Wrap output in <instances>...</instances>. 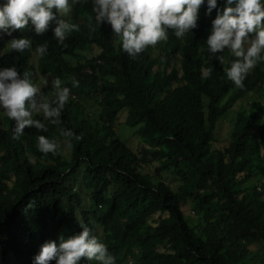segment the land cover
Instances as JSON below:
<instances>
[{
    "label": "trees",
    "instance_id": "1",
    "mask_svg": "<svg viewBox=\"0 0 264 264\" xmlns=\"http://www.w3.org/2000/svg\"><path fill=\"white\" fill-rule=\"evenodd\" d=\"M91 7L90 0L71 6L67 21L79 30L67 35L63 47L52 34L55 21L39 35L31 23L0 34V67L15 65L18 74L30 73L31 81L37 73L48 74L69 88L59 122L44 121L46 132L26 126L13 139V121L0 110V205L1 217L7 218L1 230L23 246L27 264L46 241L58 243L60 236L79 233L81 225L102 240L115 264H127L129 257L130 264H248L247 258L264 264V198L259 195L264 189V62L238 88L225 75L235 59L229 51L220 53L221 61L206 59L204 40L217 9L205 14V4L191 33L178 39L168 30L166 40L135 57L121 50L109 23L96 25ZM223 7L224 0H217V8ZM20 37L30 39L29 49L4 50ZM44 42L47 53L38 56L36 46ZM93 49L90 58L82 55ZM208 68L211 74L203 78ZM72 79L78 87H72ZM53 93L41 90L48 100ZM248 95L251 102L238 129L217 146L218 121ZM123 109L124 124L151 148L135 151L123 141L117 129ZM62 129L73 135H60ZM40 135L54 139L58 149L38 151ZM64 148L69 159L61 153ZM153 161L158 162L155 175L143 168ZM162 170L174 174L176 190L163 180ZM69 178L73 187L66 185ZM185 201L193 204L191 223L183 213ZM78 264L97 262L81 257Z\"/></svg>",
    "mask_w": 264,
    "mask_h": 264
},
{
    "label": "clouds",
    "instance_id": "2",
    "mask_svg": "<svg viewBox=\"0 0 264 264\" xmlns=\"http://www.w3.org/2000/svg\"><path fill=\"white\" fill-rule=\"evenodd\" d=\"M83 2L84 0H0V34L10 35L13 30L22 29L31 23L34 32L39 35L48 29L50 21H55L52 34L55 42L63 47L67 35L78 31L79 27L58 18L56 14L64 16L72 5ZM90 2L96 25L109 23L112 33L119 38L121 50L130 57H135L147 46L166 40L168 30L178 39L191 33L197 26L198 8L205 4V14L217 9L204 40L205 50L209 54L207 59L210 60L216 53L227 49L235 57L225 70L228 80L242 88L249 71L258 62H264V0H224L222 10L217 8V0ZM8 44L15 52H23L29 49L31 41L26 37L12 38ZM35 51L38 56H44L47 53V42L36 46ZM216 58L221 61V56ZM211 71V68L203 70L202 77L207 78ZM30 75L28 72L18 74L15 65L0 67V110L13 121V139H19L26 126L46 132L44 121L58 123L60 112L69 100V88L62 87L59 79L52 80L51 86L55 92L53 98L48 100L40 91V87L47 85L48 81H41V86H38L31 81ZM71 85L78 87V81L72 79ZM71 96L74 98L73 93ZM37 114L41 119L33 118ZM60 135L71 137L73 133L62 129ZM36 146L44 154L55 152L59 147L54 139L50 140L44 135L37 137ZM83 199L87 201V196ZM1 210L0 205V224L7 221V218L1 217ZM58 240V243L49 240L42 244L33 257V264H49L51 260L55 264H78L81 257L97 264H115V258L108 252L106 245L86 226L81 225L79 233L67 238L60 236ZM126 261L130 264L131 257ZM0 264H27L23 258V246H19L15 238L1 228Z\"/></svg>",
    "mask_w": 264,
    "mask_h": 264
},
{
    "label": "rangeland",
    "instance_id": "3",
    "mask_svg": "<svg viewBox=\"0 0 264 264\" xmlns=\"http://www.w3.org/2000/svg\"><path fill=\"white\" fill-rule=\"evenodd\" d=\"M71 10L72 9H70V11L67 14H65L64 16L59 14L60 18L65 19L67 21L70 17ZM262 23H264V19H262ZM205 47L206 46L203 47V51H204V55L207 59L209 54L205 50ZM8 48H9V44L7 43L4 50H8ZM224 51H228V50L225 49ZM224 51H222V52H224ZM96 52H97V49H93L91 51L82 52V55L85 56V58H90L92 56V53L95 54ZM222 52L216 53L215 55L212 56V58L210 60H214L215 57L221 56L220 53H222ZM32 62L34 64H36V62H37V55L35 53L32 54ZM44 80H47L48 84L45 86H41V81H44ZM32 82L38 86H41L40 91L45 90L46 93H48V94H52L55 90L51 86L52 78L48 74L37 73L36 79L33 80ZM261 85H262V83L259 85L260 88H261ZM253 91L254 90L247 92L244 95L251 94ZM251 98H252V95H248L247 97L240 98V99L236 100L235 102H233L230 105L228 111L218 121L217 133H218L219 141L216 144L217 146L219 145L222 147L223 145H225L228 141V136H229L230 130H237L238 129L240 123L243 120V116L241 113L243 110H246L249 108V103L251 102ZM261 100H262V97H261ZM261 106H262L263 112H264V103L262 104V101H261ZM253 108H257V105H254ZM89 110H90V112L92 111V113L94 115H97V112H98L97 107L92 106V109H89ZM125 115H126V109H123L118 114V127H117V129H118V132H119L121 138L123 139V141L135 151H139L142 148H146V149L151 148V146L148 143L140 142L139 136L135 134V128L134 127H128L124 124ZM61 153L65 158H67V159L70 158V153H69L68 149H66V148L62 149ZM157 166H158V162L153 161V162H149L148 164L143 165V168L145 169V171L155 175V167H157ZM160 174H161L163 180L166 181V183H168L172 187L173 190L177 189L178 182L175 180L174 174L170 170H162ZM66 183L68 186L75 184V182L72 181L71 178L68 179ZM8 185H10V184H8ZM81 195L83 198H85V194L82 191H81ZM259 195L264 198V189H261V188L259 189ZM192 208H193V204L190 203V201H185L183 204V207H182L183 213L188 218L190 223L193 222L195 219V215L193 214ZM157 217H158V213L154 214L153 220H156ZM246 262L248 264H253L251 258H247ZM126 263H127V261H126ZM256 264H263V263L257 262Z\"/></svg>",
    "mask_w": 264,
    "mask_h": 264
}]
</instances>
